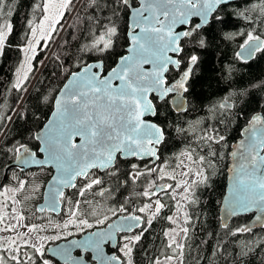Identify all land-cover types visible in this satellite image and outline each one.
<instances>
[{
	"label": "trees",
	"instance_id": "trees-1",
	"mask_svg": "<svg viewBox=\"0 0 264 264\" xmlns=\"http://www.w3.org/2000/svg\"><path fill=\"white\" fill-rule=\"evenodd\" d=\"M137 1L129 3L136 7ZM45 2L0 0V34L4 35L0 47V192L3 187L14 191L23 227L65 226L63 222L72 217L67 240L104 227L120 215L136 213L144 224L135 233L138 239L130 244L132 264H155L164 258L178 260V264H264V229L244 231L252 216L236 217L227 227L221 226L219 216L230 148L253 115L261 113L264 118V0L220 8L206 28L193 31L181 42V65L178 72L169 71L167 81L176 80L194 61L185 94L186 112L174 113L169 100L155 101L154 122L164 133L158 165L174 169L180 156L186 155L189 165L199 167L189 169L198 178L187 185L185 200H176L174 190L168 189L149 198L148 189L163 184L172 189L174 182L156 178L151 173L155 167L147 162L117 159L113 169L79 179L75 189L66 192L60 216L36 210L50 170L13 169L5 177V169L21 147L37 151L34 135L47 122L56 95L73 72L102 61L106 73L125 54L129 8L125 0H64L48 40L36 46L26 80L17 85L22 50L43 18ZM253 39H262L263 47L252 61L243 62L237 52ZM152 204L157 208L149 221L142 208ZM180 209L185 213L181 227L175 221ZM97 212L102 216L95 217ZM173 229L182 234L179 244L169 243L168 233ZM0 264L56 263L26 242L0 238Z\"/></svg>",
	"mask_w": 264,
	"mask_h": 264
},
{
	"label": "water",
	"instance_id": "water-1",
	"mask_svg": "<svg viewBox=\"0 0 264 264\" xmlns=\"http://www.w3.org/2000/svg\"><path fill=\"white\" fill-rule=\"evenodd\" d=\"M251 0H129L128 47L115 66L104 73L103 62L96 61L73 72L53 102L44 126L35 133L37 151L23 146L5 169L22 172L45 168L52 175L46 183L39 214L60 216L62 200L74 190L79 179L92 172L100 174L114 168L117 159L160 161L159 148L164 133L155 122L153 99L162 103L170 97L174 113L187 110L185 94L194 62L174 82L167 84L170 69L181 63V42L193 31L206 28L216 12L225 6ZM196 22L191 32L193 22ZM263 47L253 39L239 48L243 62L253 60ZM223 107L231 108L228 103ZM225 193L219 216L222 227L236 217L251 215L244 231L264 229V118L253 115L242 129L241 138L230 148ZM164 187H155L160 193ZM144 221L135 214L118 216L105 227L96 228L48 246L44 254L57 264H122L115 253L119 235L132 234ZM78 253V255H77ZM91 256L87 261L86 255Z\"/></svg>",
	"mask_w": 264,
	"mask_h": 264
},
{
	"label": "rangeland",
	"instance_id": "rangeland-1",
	"mask_svg": "<svg viewBox=\"0 0 264 264\" xmlns=\"http://www.w3.org/2000/svg\"><path fill=\"white\" fill-rule=\"evenodd\" d=\"M47 6L45 7V12L43 18L39 23L35 25L32 30V33L29 37V40L26 46L23 48V59L22 63L17 71L16 83L20 85L24 83L29 72H30V61L36 55V46L40 41H46L49 38L50 33L55 26L56 21L59 19L62 5L64 0H46ZM4 41V35L0 34V47H2ZM107 45V44H105ZM180 162L178 166L174 169L165 168L164 165H156V167L151 172L156 178L169 180L174 182V187L171 190H174L173 196L176 200L182 201L183 195L187 190V185L193 182L198 175L194 173L195 170H199V167L193 166L194 163L187 161L186 155H181L179 158ZM189 169L194 170L189 172ZM167 181V182H169ZM157 185V186H165ZM153 188H150L147 191L146 195L149 198L156 196L155 191H152ZM154 190V189H153ZM14 191L10 187H4L0 192V231H2L0 238L8 239L9 243H13L14 239L21 243L26 242L30 247L36 248L38 252L45 250L49 244L57 243L69 235V227L71 223V218L68 217L62 225L58 223H45L36 226L33 229H26L22 225V219L20 216V208L18 206V201L14 198ZM151 194V196H150ZM183 202V201H182ZM151 207V208H148ZM143 207L144 215L148 214V220L152 218V213L157 208V204H152L149 206ZM184 209L178 211L177 216L175 217L176 223L181 227L183 224L182 217ZM102 216V212H97L94 214L95 217ZM185 215V213H184ZM92 229L93 227H85ZM74 233L73 231H71ZM182 234L176 229L170 230L168 233L169 243L173 244L177 241L179 244ZM138 239V234H131L124 239L120 244V251L125 260L124 264H132L130 256V244ZM12 252L9 249L8 254ZM178 260H173L171 258H164L158 260L155 264H178Z\"/></svg>",
	"mask_w": 264,
	"mask_h": 264
},
{
	"label": "flooded vegetation",
	"instance_id": "flooded-vegetation-1",
	"mask_svg": "<svg viewBox=\"0 0 264 264\" xmlns=\"http://www.w3.org/2000/svg\"><path fill=\"white\" fill-rule=\"evenodd\" d=\"M179 62H180V60H179ZM186 70V69H185ZM184 70V71H185ZM174 71H177L178 72V70H174ZM184 71H181L180 73H179V75H178V77L176 78V80L181 76V74L184 72ZM175 81V80H174ZM173 81V82H174ZM172 83V82H171ZM168 84H170V83H168V81H167V84L166 85H168ZM169 99V98H168ZM153 101H156L155 99H153ZM122 161H125V160H122ZM127 161V160H126ZM147 163H148V165L150 164L149 162L150 161H146ZM150 191V190H149ZM163 192V191H162ZM158 194H156V196H157ZM150 196H151V194H150ZM154 197V196H153ZM131 214H135V215H138L139 217H141V218H143L142 216H140L139 214H136V213H131ZM131 214H129V215H131ZM127 236H129V235H119V238H118V242H119V244H118V249L117 250H111V248H110V245H108L106 248H107V253L108 254H112L113 252L116 254V256L117 257H119L121 260H122V262L124 263V258H123V255L121 254V252H120V249H119V247H120V244H121V242H122V238L124 239L125 237H127ZM89 261H91V256L89 255Z\"/></svg>",
	"mask_w": 264,
	"mask_h": 264
}]
</instances>
